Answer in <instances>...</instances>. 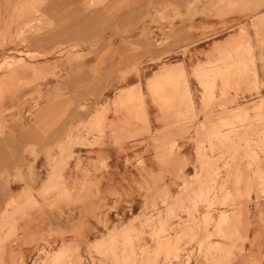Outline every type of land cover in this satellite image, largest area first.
<instances>
[{"label": "rangeland", "instance_id": "1", "mask_svg": "<svg viewBox=\"0 0 264 264\" xmlns=\"http://www.w3.org/2000/svg\"><path fill=\"white\" fill-rule=\"evenodd\" d=\"M10 1L12 8L27 5L29 10L27 14L23 10L20 17H2L0 50L14 41L26 44L29 34L54 27L42 10L46 1L38 0L37 10H31L36 0ZM105 1L91 0L88 6ZM184 7L187 15L177 18L187 24L198 16L222 19V15L211 13L223 8L245 13L241 20L249 23H223L232 31L237 26L239 30L216 45L208 58L204 50L190 48L195 39L190 36L194 28L188 26L182 42V62L178 55L159 52L152 57L158 68L153 73L155 77L148 81L147 96L140 85H135L120 90L111 102L114 115L121 121L113 134L115 145L121 153L132 156L126 164L139 169L140 175L133 177L135 190L113 193V205L87 210V215L105 227L100 239H78L77 225L71 230L56 225L54 230L25 243L33 246L28 259L15 252L8 255L10 250L6 248H12L19 240L15 219L30 223L33 214L45 215L47 210L61 218L64 208L89 199L88 193L79 199L77 188L95 184L87 179L80 185L69 184L64 173L73 156L66 152L77 142L57 145V153L48 154L51 171L47 181L41 190L32 192L36 198L30 193L19 198L22 206L15 207L12 200L5 206L0 217V264H5L6 258L9 264H264V80H260L257 71L258 62L264 71V0H234L229 4L225 0H188ZM158 8L155 15L148 17L150 25L173 24L176 16L168 15L167 10L174 6L167 3ZM258 10L261 14H250ZM32 12L38 14L37 19ZM15 24L18 30L12 33ZM210 34L203 31L201 39ZM170 39L165 35L156 41L159 50L167 47ZM75 48L59 46L50 54L65 55L72 61L77 57ZM20 54L18 59L9 53L0 54L1 135L11 120L23 117L28 99L33 98L22 97V90L39 86V78L47 72L61 70L59 64L50 65L49 69L31 65L23 57L35 59L36 54ZM195 60L197 64L193 63ZM146 97L150 106L161 112L160 121L166 124L165 128H150ZM14 102H18L16 106ZM10 103L14 106L8 107ZM37 103L36 100V106ZM82 108L87 113L91 109ZM109 111V105L102 107L101 113L84 126L87 136L93 137L87 145H101ZM196 122L195 128H188ZM175 129L180 132L168 137V132ZM143 136L147 137L141 139ZM179 138L193 143V157L183 154V145L176 142ZM145 154H152L162 167L170 164V168L163 170L161 176L149 174ZM99 163V167H106L105 160ZM80 165L79 161L77 169ZM188 167L192 168V175ZM110 219L119 222L112 224Z\"/></svg>", "mask_w": 264, "mask_h": 264}, {"label": "crops", "instance_id": "2", "mask_svg": "<svg viewBox=\"0 0 264 264\" xmlns=\"http://www.w3.org/2000/svg\"><path fill=\"white\" fill-rule=\"evenodd\" d=\"M37 1L33 6L31 5V10L38 9ZM44 1L46 2L42 10L54 23V27L40 34L38 32L29 34L26 44L14 41L7 48L0 50L1 55L9 53L15 59L21 58V51L36 54L35 59L23 57L31 65L48 69L50 65H61L60 71L47 72L45 77H40L39 86L22 90L20 93L22 97L29 95L33 98L28 99L23 117L16 121L11 120L6 133L0 134V217L5 211L6 204L11 200L17 207L23 202L19 198L23 199L24 196L43 188L51 171L49 167L51 158L48 154L51 153L53 156L57 153V145L77 142L66 152L73 154L64 168L68 183L80 185L87 179L95 185L78 187L79 199L87 193L89 199L64 208V216L61 218L53 211L47 210L45 215L33 214L30 223L18 222L15 219L16 235L19 240L12 248H6L10 250V254L6 253V256L15 252L26 259L32 255L33 246L25 243L30 238L54 230L57 226L71 230L77 225L81 236H78V239L90 241L100 239L105 227L99 224L97 219L87 215V210L104 205L111 206L115 202L113 193L133 190V177L140 175L139 169L126 164L128 157L132 156L121 153L113 139V134L121 121L114 115L111 102L117 98L119 91L140 85L143 94L147 96L148 81L155 77L153 73L158 68L152 57L161 51H168L174 56L178 55L182 62V42L187 35L188 26L194 28L190 36L195 39V43L190 48L196 51L204 50L208 58V54L216 45L239 30L237 26V29L232 31L233 29L223 27V23L228 25L249 23L241 20L242 14L245 13L231 12L229 8H223L222 11L211 13L214 16L222 15V19L198 16L187 24L177 16L187 15L184 6L188 0H106L92 7L88 6L91 0ZM225 1L229 4L234 0ZM11 3L10 0L0 2V21L3 16L20 17L23 10L27 14L29 10L27 5L12 8ZM167 3L174 6L173 10L171 8L167 10L168 15L176 16L173 24L159 23L151 26L148 17L159 11V5ZM238 5L242 9V5L240 3ZM258 12L259 10L250 14L258 15ZM31 15L35 19L38 17L37 13L32 12ZM21 24L22 21L19 25ZM204 29L211 33V36L201 39ZM17 30L18 24H15L12 33ZM165 35L171 38L170 43L159 50L156 41L165 38ZM59 46L66 48L75 46L74 52L77 57L73 58L76 59L69 61L65 55L50 54ZM184 62L187 63V60L185 59ZM193 63L197 64L198 61L195 60ZM257 71L260 80H264L261 62L257 63ZM145 101L148 106L150 128L152 130L165 128L166 124L160 121L161 112L150 106L147 97ZM14 103L16 106L18 102ZM107 105L110 111L106 116L105 137L100 141L101 145H87V142L93 141V137L87 136L84 126H87L92 116L96 117L101 113L102 107ZM7 106L14 105L10 103ZM84 106L91 107L88 113L82 108ZM16 115L17 113L14 116ZM199 120L202 121L203 116H200ZM196 124L197 122L188 128L193 129ZM179 132L176 129L170 131L168 137L175 136ZM146 137L143 136L141 139ZM176 142L180 146L183 145L182 152L185 156H194V146L190 140L179 138ZM102 159L105 160L106 167H99V161ZM144 159L149 174L156 173L161 176L163 170L170 168V164L165 167L157 164L152 154H145ZM79 161L81 165L77 169ZM89 161H93L97 166L91 165ZM30 170L33 171L32 175ZM187 170L190 171V175L193 174L191 167ZM164 175L166 177V174ZM17 176L21 179H15ZM165 179L169 181V177ZM172 190L176 191L177 188ZM32 195L36 198L34 193ZM120 207L124 208L122 204ZM55 219L62 221L57 222ZM110 222L113 224L119 221L110 219ZM262 240L263 238L260 237L261 244ZM5 264H9L8 258L5 259Z\"/></svg>", "mask_w": 264, "mask_h": 264}, {"label": "bare ground", "instance_id": "3", "mask_svg": "<svg viewBox=\"0 0 264 264\" xmlns=\"http://www.w3.org/2000/svg\"><path fill=\"white\" fill-rule=\"evenodd\" d=\"M139 93H140V92H139ZM139 93H138V94H139ZM140 94H141V93H140ZM244 201H245V200H244ZM243 203H244V202H243Z\"/></svg>", "mask_w": 264, "mask_h": 264}]
</instances>
